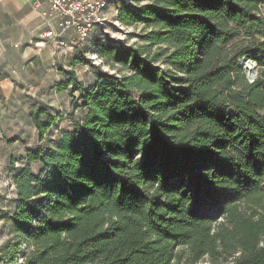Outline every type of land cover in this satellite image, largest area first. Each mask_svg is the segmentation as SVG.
Segmentation results:
<instances>
[{
    "label": "trees",
    "instance_id": "obj_1",
    "mask_svg": "<svg viewBox=\"0 0 264 264\" xmlns=\"http://www.w3.org/2000/svg\"><path fill=\"white\" fill-rule=\"evenodd\" d=\"M120 3L142 44L98 46L117 73L84 57L91 34L75 45L96 81L60 68L56 137L64 113L30 111L0 264H264V0Z\"/></svg>",
    "mask_w": 264,
    "mask_h": 264
},
{
    "label": "rangeland",
    "instance_id": "obj_2",
    "mask_svg": "<svg viewBox=\"0 0 264 264\" xmlns=\"http://www.w3.org/2000/svg\"><path fill=\"white\" fill-rule=\"evenodd\" d=\"M121 0H115L108 7L105 13V22L101 26H97L89 39L83 45L84 57L95 61L96 65H101L104 70L111 73H117L116 69L109 66L102 58L97 54L98 46L101 43H105L109 39L122 41L127 45H141L139 36H141L145 29L142 23L126 25L119 22V6ZM133 2L134 0H129ZM147 0H142L146 2ZM8 48L11 50L16 49L18 46L21 47L20 43H7ZM13 46V47H11ZM27 46L33 47V45L27 44ZM64 49V48H63ZM156 48H153L155 50ZM36 53L35 50L29 52V59ZM18 53L15 51L0 52V65L4 68V64L8 66L7 71L10 74L8 81L9 85L6 87L5 92H0V191L4 198H0V206L4 208L5 212L3 217L0 218V244L7 239L9 233V212L11 211L12 205L9 200L15 195V186L12 182V176L15 170H10V161L12 159H20L26 155L28 148H36L38 145L37 141V130L33 126L30 111L36 107V104L41 103H52L55 106L60 107L59 113H64L63 120L69 119V113L72 108L70 102V96L67 91H63L60 94L58 91L41 94L47 89L48 86H44L42 83L35 81L39 75H43L46 80L54 81L56 84L57 80H63L64 75L61 74L60 68L66 67L68 69L75 68L78 76L83 80L86 86L95 83V77L91 68L86 66H75L73 67L74 51L68 52L67 54H61L59 62H55V66L48 68L49 64L46 60L44 62L36 63L37 57L30 59L29 63L33 61V66L26 70L16 68L14 64L19 61ZM101 59V60H100ZM11 66V67H10ZM6 69V67H5ZM14 69L17 73H14ZM1 70V69H0ZM13 70V71H12ZM244 73L247 74V69L244 68ZM259 73V68L255 69L256 76ZM247 77V75H246ZM22 86L18 84V81H23ZM60 80V81H61ZM249 80V79H248ZM57 86L59 84H56ZM18 88L22 89L23 92L18 91ZM46 87V88H45ZM39 93L41 94L39 96ZM45 95V97H41ZM78 95V93H76ZM70 104V105H69ZM48 106V105H47ZM62 120V121H63ZM68 122L65 121L64 125ZM62 123L57 127L54 133H51L52 137H56L60 130L65 129ZM21 161L16 162V167L22 166ZM36 168V165H34ZM177 264V263H174ZM181 264H187L182 261ZM197 264H232L231 261H211L210 258L205 257Z\"/></svg>",
    "mask_w": 264,
    "mask_h": 264
},
{
    "label": "crops",
    "instance_id": "obj_3",
    "mask_svg": "<svg viewBox=\"0 0 264 264\" xmlns=\"http://www.w3.org/2000/svg\"><path fill=\"white\" fill-rule=\"evenodd\" d=\"M49 6L50 0H0V52L15 51L18 53L19 61L14 64L16 68L27 70L30 65L33 66V61L29 63V60L35 57H37L36 63L44 62L45 60L48 63L51 62L48 66L50 68L51 66H55V62H59L61 54L68 53L52 39L44 37V33L47 30L51 28L55 29L54 24H50L48 17L45 15L49 10ZM63 37L69 42H73V39L76 38L73 33H67ZM9 42L20 43L23 46L19 48L17 46L16 49L11 50L7 45ZM27 44L33 45V47L27 46ZM31 50H35L36 53L29 59L28 54ZM6 64H4V68L2 67L3 65H0V92H5L6 87L9 86L7 85L8 81L11 78L10 74L6 72L8 68ZM14 73H17V70ZM60 80H57L56 84L62 81ZM35 81L44 84V86H48L41 94L56 91L62 94L63 92L59 90L54 81L46 80L43 78V75H39ZM23 82L24 80L18 81V84L22 86ZM17 89L23 92L22 89L18 87ZM41 94L39 93V96ZM41 97H45V95ZM40 103L38 102L36 106ZM45 105H48L55 112L60 111V107L52 103H46ZM65 121L68 122L66 125H64ZM61 123L67 129L72 127L70 118L61 121Z\"/></svg>",
    "mask_w": 264,
    "mask_h": 264
},
{
    "label": "built area",
    "instance_id": "obj_4",
    "mask_svg": "<svg viewBox=\"0 0 264 264\" xmlns=\"http://www.w3.org/2000/svg\"><path fill=\"white\" fill-rule=\"evenodd\" d=\"M114 1L50 0L49 10L45 15L55 29L47 30L44 37L52 39L65 51L73 52L75 45L85 42L97 26L104 24L105 13ZM67 33L75 34L73 42L66 41L63 37Z\"/></svg>",
    "mask_w": 264,
    "mask_h": 264
},
{
    "label": "water",
    "instance_id": "obj_5",
    "mask_svg": "<svg viewBox=\"0 0 264 264\" xmlns=\"http://www.w3.org/2000/svg\"><path fill=\"white\" fill-rule=\"evenodd\" d=\"M247 61H252L253 62V69H251L249 72H247V78L249 79V81H254L255 80V78L257 77L256 76V74H255V69L258 67V65H257V63L255 62V61H253V60H250V59H247V58H244V59H242L241 60V62H240V65H241V67H243L244 68V63L245 62H247Z\"/></svg>",
    "mask_w": 264,
    "mask_h": 264
},
{
    "label": "bare ground",
    "instance_id": "obj_6",
    "mask_svg": "<svg viewBox=\"0 0 264 264\" xmlns=\"http://www.w3.org/2000/svg\"><path fill=\"white\" fill-rule=\"evenodd\" d=\"M244 68H246L247 69V71H250L251 69H253V62L252 61H247V62H245L244 64Z\"/></svg>",
    "mask_w": 264,
    "mask_h": 264
}]
</instances>
